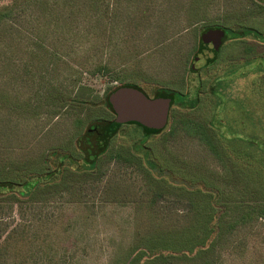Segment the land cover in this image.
<instances>
[{"label":"trees","instance_id":"16d2710c","mask_svg":"<svg viewBox=\"0 0 264 264\" xmlns=\"http://www.w3.org/2000/svg\"><path fill=\"white\" fill-rule=\"evenodd\" d=\"M152 1L8 0L0 4V264L43 263L39 250H33L34 247L40 249L45 243L38 240L37 225L52 220L57 201L86 204L91 190H95L94 195L98 193L99 183L107 176L108 197L115 196L113 201L134 202L136 209L147 213V219L137 226L132 243L112 264H222L225 255L245 246V240L253 232L264 235V151L250 154L254 159L251 171L247 165L235 163L225 142L211 130L209 123L215 119V109L210 117L202 120L180 110L203 107L198 89L195 97L171 88L156 90L153 97L166 100L170 105L169 122L159 130L132 122L119 125L115 119L104 115L91 117L87 112L90 108L106 109L116 116L111 95L118 88H133L147 94L135 83L125 82L110 88L103 97L91 96V89L87 87H77L67 95L48 93L46 104L55 107L53 118L59 119V111L65 112L66 119L71 117L70 134L61 143L50 138L47 145L38 149L39 152L32 157L29 155L35 150L29 148L30 142H26L24 125L11 116L14 112L27 111L28 97L25 96L33 89L35 81V71L24 56L37 59L43 54L56 61L62 53L48 49L47 40L55 37V43L51 45L55 47L57 42H65L57 35L78 34L82 31V23L88 24L92 28L89 31L95 35L99 32L105 34L107 25L120 16L122 3L130 10L136 5L148 7ZM238 2L244 9L252 2L254 12H262L263 7L255 6L253 0ZM192 3L195 14L191 15L189 24L195 26L196 11L203 2L193 0ZM242 15L236 28L230 23L204 27L199 35L198 48L196 45V49L194 47L189 53L193 72H200L193 66L202 51L210 50L206 35L217 32L222 35L221 46L207 60L208 64L217 60L227 42L248 36L264 42V32L244 25L241 20H246L247 14ZM161 36L164 38L163 34ZM163 40H158L157 46ZM115 69L100 59L91 72L110 74L113 80H122ZM57 106L61 110L56 109ZM85 111L86 114L82 115ZM169 124L170 130L165 133ZM5 126L6 132L3 131ZM123 126L139 127L145 135L165 133V141H170V137L173 139L171 152L175 156L185 146L194 144L197 147L194 161L190 160V163L200 170L209 161L201 160L197 155L208 148L210 160L216 162L217 168L208 176L198 169L194 178L182 176V180L177 179L170 167L164 169L151 159L152 151L145 141L142 143L145 159L158 177L167 175L174 183L190 179V183H179L187 187L181 186L174 191L154 184L146 174L142 178L144 184L133 191L135 187L125 177L127 168L120 164H130V154L110 149L112 139ZM48 129H44L41 136H46ZM37 134L35 132L33 138ZM37 142L41 143L40 139ZM239 150L248 153L250 147ZM112 165L115 166L111 168ZM15 206L21 221L13 223L8 218ZM72 258L74 261V256L62 255L56 264H72Z\"/></svg>","mask_w":264,"mask_h":264},{"label":"rangeland","instance_id":"374dc122","mask_svg":"<svg viewBox=\"0 0 264 264\" xmlns=\"http://www.w3.org/2000/svg\"><path fill=\"white\" fill-rule=\"evenodd\" d=\"M192 1L153 0L148 7L136 5L130 10L122 3L120 16L107 25L105 34L99 32L97 36L89 31L92 28L88 24L82 23V31L78 34L57 35L65 42L59 41L55 47L51 46L55 37L47 40L48 49L62 53L56 61L43 54L37 59L24 56L35 71V81L33 89L25 96L28 97L27 111L14 112L11 116L24 125L26 142H30L29 148L35 150L29 155L32 157L39 152L38 149L47 145L50 138L61 143L70 134L71 117L66 119L65 112L59 111V119L53 118L55 107L46 104L48 93L67 95L72 90L76 91L77 87H87L91 89V96L103 97L110 88L127 82L137 84L150 97L160 87L188 92L192 97L198 89L203 107L180 110L202 120L210 117L215 109V119L209 123L211 130L225 142L233 161L240 166L247 165L251 171L254 159L250 154L264 151V42L254 36L227 42L217 60L210 64L207 60L213 56L204 55L202 51L193 66L200 72L192 71L193 60L189 53L194 47L196 49V45L198 48L199 35L205 26L230 23L236 28L243 13L247 14V19L241 20L244 25L264 32V0H253L255 6L263 7L262 12L256 13L252 2L244 9L239 6L238 0H201L203 3L199 4L198 15L194 18L195 26L189 24L191 15L195 14ZM7 2L2 0L0 4ZM160 39L164 40L157 46ZM100 59L116 67L122 80L115 81L110 74H92ZM218 103H221L220 106ZM56 109L61 110L58 106ZM87 112L91 117H116L106 109L90 108ZM85 114L86 111L82 115ZM170 124L165 133L170 130ZM47 127L46 136H41ZM3 131L6 132V126ZM35 132L38 134L33 138ZM163 135H145L139 127L123 126L112 139L111 151L130 154L131 163L120 164L127 168L125 177L135 187L133 191L144 184L142 178L146 174L154 184L174 191L186 186L179 183L190 181L174 183L167 175L158 177L145 159L142 148L145 141L152 151L151 159L164 169L170 167L177 179L182 180V176L194 178L198 169L204 176L216 170V162L210 160L212 157L208 148L197 155V158L209 161L203 167L205 170H200L190 163V160L194 161L197 146H185L175 156L171 152L174 149L173 139L170 137V141H165ZM39 139L41 143L37 144ZM246 147H250L248 153L239 150ZM107 177L99 183L98 193L94 195L95 190H91L86 204L57 201L52 220L37 225L38 240L42 239L45 243L40 249L34 247L33 250H39L44 258L41 264H56L62 255L74 256L72 264H112L129 247L137 226L147 219V213L136 209L134 202L113 201L115 196L108 197L107 191H110L105 187ZM8 220L13 223L21 221L17 206ZM263 237L260 232H253L245 240V246L225 255L222 264H264Z\"/></svg>","mask_w":264,"mask_h":264},{"label":"water","instance_id":"95a60500","mask_svg":"<svg viewBox=\"0 0 264 264\" xmlns=\"http://www.w3.org/2000/svg\"><path fill=\"white\" fill-rule=\"evenodd\" d=\"M206 39L210 50L203 53L213 56L214 51H218L221 46L222 35L217 32L206 35ZM111 100L116 111L115 122L119 125L132 122L150 130H159L169 122L170 105L166 100L150 97L128 87L118 88L112 93Z\"/></svg>","mask_w":264,"mask_h":264}]
</instances>
